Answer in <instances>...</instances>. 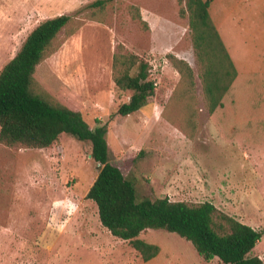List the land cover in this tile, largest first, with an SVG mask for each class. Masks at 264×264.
Wrapping results in <instances>:
<instances>
[{"label": "rangeland", "instance_id": "374dc122", "mask_svg": "<svg viewBox=\"0 0 264 264\" xmlns=\"http://www.w3.org/2000/svg\"><path fill=\"white\" fill-rule=\"evenodd\" d=\"M94 1L0 0V69L40 21L70 15L55 40L58 48L35 68L39 92L79 110L91 128L96 120L107 123L109 160L133 182L137 199L210 201L243 223L261 224L263 234L264 220L250 213L253 205L264 215V0L209 4L237 71L213 113L204 100L184 1L90 6ZM120 45L148 63L155 85L153 102L126 116L116 111L128 94L112 80ZM169 54L193 70L190 99L169 100L181 85ZM90 152V141L69 134L44 148L0 143V264H223L216 257L204 261L175 232L139 234L160 247L146 262L127 240L113 236L86 197L99 170ZM262 236L250 253L262 254Z\"/></svg>", "mask_w": 264, "mask_h": 264}, {"label": "trees", "instance_id": "16d2710c", "mask_svg": "<svg viewBox=\"0 0 264 264\" xmlns=\"http://www.w3.org/2000/svg\"><path fill=\"white\" fill-rule=\"evenodd\" d=\"M178 1H184L188 13L193 47L201 63L204 100L208 112L213 113L223 105L222 98L237 71L209 14L211 0ZM105 3L106 0H95L90 6ZM138 17L141 20L140 13ZM71 18L59 14L40 21L0 69V143L44 148L61 134L90 141V156L99 164V170L86 197L95 202L101 225L113 236L127 240L144 262L154 258L160 247L139 238V234L147 229H163L189 241L206 262L216 257L223 264H264L262 258L249 254L262 231L219 211L212 202L192 205L167 196L137 199L133 182L109 160L107 123L96 120L98 124L91 128L79 110L51 101L47 94L39 92L35 68L58 48L55 40ZM167 59L181 78V85L169 100L190 99L192 68L174 55H167ZM112 80L117 90L128 94L117 108L118 115L126 116L153 102L155 85L149 78L148 63L124 51L122 45L113 54ZM184 113L186 116V110Z\"/></svg>", "mask_w": 264, "mask_h": 264}, {"label": "crops", "instance_id": "0c3cea01", "mask_svg": "<svg viewBox=\"0 0 264 264\" xmlns=\"http://www.w3.org/2000/svg\"><path fill=\"white\" fill-rule=\"evenodd\" d=\"M223 106V105H222ZM154 107V106H153ZM153 107L151 108V110L150 111H152V109H153ZM142 109V108H141ZM141 109H139L138 111H135V112H133V113H136V112H141L142 110ZM144 116V115H143ZM251 210H252V214L250 213V215L252 216V218H253V216L255 217V219L258 221V222H261V220H264V215H263V210H262V208H255V207H253V205H252V208H251ZM250 209H249V211H251ZM255 212H258V216H255ZM250 216V217H251ZM260 216V217H259ZM234 218H236V219H240V218H238V217H235V216H233ZM254 219V218H253ZM244 223H246V224H248V225H250L251 227H253V228H255V229H257V230H259V228H258V226H260L261 224H257L256 223V225H253V224H250V223H248V222H244ZM264 231V230H263ZM263 236H264V232H263V234H262ZM262 236V237H263ZM264 238V237H263ZM262 239V238H261ZM260 239V240H261ZM260 240L258 241V242H260ZM257 242V243H258ZM256 243V244H257ZM255 247V246H254ZM263 253H264V250H263V252H262V254H260V256L258 255V254H256L255 252H252V253H250V255H257V256H259L260 258H262L263 260H264V255H263Z\"/></svg>", "mask_w": 264, "mask_h": 264}]
</instances>
